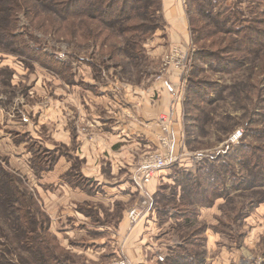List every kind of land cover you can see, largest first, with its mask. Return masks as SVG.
<instances>
[{
	"label": "rangeland",
	"instance_id": "374dc122",
	"mask_svg": "<svg viewBox=\"0 0 264 264\" xmlns=\"http://www.w3.org/2000/svg\"><path fill=\"white\" fill-rule=\"evenodd\" d=\"M33 1L34 7L37 6L35 11L25 9L20 13L16 32L25 33V36L12 39L13 44L6 45L7 48L0 45V115L3 114L0 127L10 131L15 127L14 122L20 123V128L29 123L36 113V109L33 111L36 98L30 96V90L40 79L46 82L49 96L57 102L59 93H63L58 90L62 86L58 83L63 80L60 76H63L65 64L73 67L77 80L82 79L88 85L97 83L100 97L108 96L106 84L114 77V80L125 77L131 82L142 80L148 91L153 90L159 79L164 78L166 84L173 79L174 86L169 92L173 102L178 103L171 121L178 163L156 174L154 194L158 202L155 203L151 194V210H155L158 225L163 227H153L150 239L145 240L146 246L155 243V249L146 261L132 262L174 264V258L179 256L176 264H264V186L243 184L239 188L228 179V188L223 192H211L206 198L191 196L187 188V183L195 182L193 178L199 175L202 162L223 150L236 151L238 148L241 151L253 145L262 148L264 153V52L246 56L245 64L241 65L238 60L244 55L237 41L244 35L239 30L246 19L257 20L264 30V0H181L192 21V39L173 45H163V40L160 41L165 49L168 48L161 55H154L151 47L164 33L162 8L157 12L158 21L134 18L125 22V31L105 32L113 35L106 39V34L91 35V24H99L84 20L79 13L85 10L83 7L88 2L96 0H80L68 10L76 12V18L67 14L64 18L50 5ZM229 16H233V23H228L227 27L234 33H226L227 29L220 32L214 22H224ZM82 20L87 24L82 26ZM151 27L154 28L150 30ZM256 35L264 36V33ZM125 49L132 52L130 58ZM135 54L137 58L133 57ZM227 59L233 61L230 69H225ZM77 87L87 100V89L79 85L70 86L69 94L80 91ZM115 90L114 104L120 105L122 96L118 88ZM150 97L158 99L156 95L150 94ZM110 98L111 94L106 99ZM47 99L40 101L45 110L49 105ZM44 109H39L41 114ZM85 109L84 122L87 123L92 115L89 107ZM103 111L102 117H111L107 108ZM126 112L135 113L129 107ZM159 114L158 121L169 113ZM107 121L115 123L113 119ZM56 124L50 127L55 129ZM239 129L243 130L242 136L231 141L230 136ZM47 130L40 128L42 132ZM160 134L161 131L156 136ZM17 140L24 144L20 149L11 148L9 139L2 140L6 143L0 146V166L7 172L0 177L3 179L0 190V254L3 257L0 263L29 264L25 263L29 260L32 264L41 259V255L23 250L15 242L21 237L14 227L20 225L7 217L12 210L17 212L15 207L12 210L9 207L15 196L10 193L13 186L5 178L7 174L12 176L15 185L19 183L34 197L37 212L45 213L42 219L45 218L49 227L46 233L39 232V238H45L42 247L47 257L54 255L64 264H111L116 259L126 258L115 254L117 218L123 209L127 208L128 214L130 208L140 203V196L131 197L127 205L123 200L113 203L107 187L87 182L74 172L68 178L71 182H77L89 195L98 192L96 198L76 200L74 194L57 191L56 184L43 180L61 151L45 149L27 133ZM148 143L149 152L160 149L158 140L156 145ZM243 151L238 152L241 159L250 154L248 150ZM35 155L37 158L33 159ZM34 165L41 170L36 171ZM238 170L239 175L249 173L241 166ZM257 171L264 178V171ZM188 173L193 174L186 175ZM85 185L88 188L83 187ZM43 191L57 192L55 198L48 194L44 199ZM112 206L117 214L110 211ZM23 211H27L25 207ZM21 224V227L29 225L24 221ZM5 249L11 252L6 253Z\"/></svg>",
	"mask_w": 264,
	"mask_h": 264
},
{
	"label": "crops",
	"instance_id": "0c3cea01",
	"mask_svg": "<svg viewBox=\"0 0 264 264\" xmlns=\"http://www.w3.org/2000/svg\"><path fill=\"white\" fill-rule=\"evenodd\" d=\"M185 8L186 6L182 4L181 0H162L165 29L162 37L156 40L158 42L151 47L154 55H161L168 50L163 46L164 43L173 45L186 43L190 38L192 39L191 22ZM160 41L163 45L159 43ZM61 77L63 80L58 84L62 86L58 90L63 93H59L57 102L49 96L50 91L46 89V82L41 79L35 82L30 90V96L36 98V104L33 106V111L36 109L35 115H32V119L27 125L23 124V128H20L21 124L16 122L13 124L15 127H12L10 131L0 127V146H3V142L6 143L2 140L9 139L11 148L20 149L24 144H21L17 139L27 133L32 135L35 141L44 145L45 149L60 150L61 153L56 164L42 178L51 184H56L57 191L61 189L60 191L62 193L65 191L67 195L74 194L77 196L76 200L96 198L98 192L96 195H89L82 186L66 179V176L74 170H79L95 185L107 187L109 198L114 200L113 203L116 200H123L127 201L125 204L127 205L128 200L136 194L141 198L142 194L134 175L141 159L150 150L146 143H155L156 145L157 140L159 141L156 134L161 129L157 115L165 111L172 113L174 117V110L178 103L175 100L173 102V96L169 92L170 87L174 86V80L171 79V84H166L167 81H164V78L159 79L154 83L153 90L148 91L142 80L131 82L125 77H118L116 80L114 77L106 84L108 96L100 97L97 83L88 85L83 83L82 79L77 80L76 75H74L75 80L73 81L64 76ZM47 82H49V77ZM74 85L87 89V100H84V95L79 87H77L79 88L77 90H80L77 91L78 93L72 91L73 94H69L70 86ZM116 88L119 89V94L122 96V99L119 100L120 105L114 104V98L117 95ZM110 94L112 98L106 99ZM150 94L158 96V99H151ZM42 98H48L45 100L46 103H49L46 110L41 107ZM100 105H102V109H100ZM88 107L92 116L85 123V108ZM128 107L135 111L133 115L126 112ZM40 108L44 109L42 114ZM103 108H107L111 117L101 116L104 112ZM112 111H114L113 115H111ZM2 115H0L1 123L3 122ZM110 119L115 120V123L107 121ZM54 122H57L56 125H58L55 129L50 127ZM3 127L7 128V126ZM40 128L48 130L42 132ZM173 132L175 134L174 129ZM24 156H28V154ZM157 176L155 175L148 185V190L152 195L157 189ZM78 186L79 188H77ZM56 192L43 191L41 194L44 199L49 197L48 194L55 198ZM110 211L117 214V209L115 211L113 206ZM151 211L152 213H150ZM121 212L119 217L117 215L119 221L116 225L118 227L116 257H126L131 261H146L150 252L155 249V243H149L146 246L147 241L145 242V240H148L152 234L153 227H163L161 224L158 225L155 210L150 209L135 225H131L129 222L127 208ZM129 227L132 230L129 231Z\"/></svg>",
	"mask_w": 264,
	"mask_h": 264
},
{
	"label": "trees",
	"instance_id": "16d2710c",
	"mask_svg": "<svg viewBox=\"0 0 264 264\" xmlns=\"http://www.w3.org/2000/svg\"><path fill=\"white\" fill-rule=\"evenodd\" d=\"M37 1L45 5H50V7L56 10L57 13L60 16L62 15V17L64 18V14H67L68 16H74L76 18L75 14L77 13L71 11L68 12V10L73 8L80 0ZM36 7L37 6L34 7L33 0H0V45L2 47L7 48L6 45L13 44L12 39L17 40L18 38L25 36V33L16 32L20 20V13L25 9H34L35 11ZM161 8L162 0H96L95 2H88V4L83 7V9L85 10L79 13H81V16H84V18L82 17L84 20L86 18L92 22L99 24L98 26L91 24L92 27L89 32L91 35L95 37H101L103 34H106V36L104 37L107 39L108 37L113 35L109 36V34L105 32L112 33L116 29H118V31H125L127 29V25L125 22L133 20L134 18H139L140 20L143 19L149 22L158 21L157 12H159ZM209 16H214V14H209ZM232 18L233 16H229V20H226L224 22H214L216 28L220 32H222V29H227L226 33H234L232 32V30H230L229 27H227L228 23H233ZM84 20H82V26L87 24V21ZM245 22V24L240 25L239 30L240 34L244 35L242 38L237 40L241 47V49L239 50L244 55L242 60H238L241 65L245 64L246 56L250 57L252 56V54L264 52V36L256 35H262V33H264V30H261L262 25L257 24L259 22L253 18L246 19ZM152 28L154 27H151L150 30H152ZM197 41L198 38L196 39V42ZM26 45L27 44L25 43V47ZM125 50L130 58L132 52L128 51L127 49ZM133 57L137 58V55L135 54ZM232 62L233 61L231 59H227L225 69H230ZM62 68L64 69L62 70V75L64 77H66L70 81L75 80V73L74 70L71 69L73 68L71 65L65 64L62 66ZM240 144H238L237 146H239ZM246 150H248L250 154L245 156L244 159H241L238 156V152H246ZM233 151H230V149L229 151L223 150L218 155L212 156L211 158L208 157L205 161L202 162V165L198 169V172H200L199 175H196L193 178L195 182L187 183V188L190 189L189 193L191 196L198 198L205 196L204 198H206L211 192H223L226 188H228V184L226 183L228 179L232 180L235 186H239V188L243 184L249 187L264 186L262 185V183L264 182V178H262L257 171L258 169L264 171L263 149H258L253 145H250V147H246L241 151L238 148H236V151ZM36 158L37 157L35 155L33 159ZM238 166H241L243 168V171L246 170L249 173L246 175H239L240 173H238ZM34 167L38 172L41 170V168L36 165H34ZM4 171V168L0 166L1 178L4 175ZM74 172L75 175L81 176L87 182H91L79 170H74L69 173L66 176V179L70 178ZM5 173L7 172L5 171ZM190 174L193 173H188L186 175ZM5 178L10 180L11 187L13 186L10 193L12 192L15 196V198L11 200L9 207H11V210L14 207V209L17 210V212L13 210V212H9L8 214L10 216L7 217L13 218L20 225L18 227H14V231H16L21 237V239H15V242L20 246L21 249L30 250L33 253L41 255V259H38L32 264H64L54 255H52V257H47V255L43 251L44 247L42 246L46 241L45 238L40 240L39 232L42 231L46 233V227H49V224L46 225L45 223V218L42 219V216L45 215L44 211H42V213H40L39 211L37 212V209L34 207H37L34 197L30 195L27 189L19 183L15 185L11 175L7 174ZM199 178L201 183L199 182ZM188 181H190V179H187V182ZM2 183L3 179H0V190ZM72 183H76L78 185L77 182ZM83 187L87 186L85 185ZM153 196L155 203H157V197L154 193ZM24 200H26V202ZM19 202L20 205H18ZM24 207L27 210L26 212L23 211ZM159 211L160 213H162L161 210ZM25 216H27L28 219ZM23 221L29 224L28 227H21V223ZM37 227H39V229H37ZM35 245L37 246L36 249ZM37 249H40L42 253ZM5 250L6 253L11 252L10 249ZM0 257H3V255L0 254ZM180 258L181 257L179 256L177 258H174V264L178 263ZM25 263L31 264V261L28 260L25 261Z\"/></svg>",
	"mask_w": 264,
	"mask_h": 264
},
{
	"label": "built area",
	"instance_id": "2783aa9c",
	"mask_svg": "<svg viewBox=\"0 0 264 264\" xmlns=\"http://www.w3.org/2000/svg\"><path fill=\"white\" fill-rule=\"evenodd\" d=\"M173 114L163 115L158 121L161 128V134L158 136L161 142L160 149L154 152H148L139 163L134 179L141 191L140 203L128 210V218L131 225L137 224L146 213L152 208L151 193L148 185L155 175L166 168L178 163V152L174 145V132L171 121ZM243 134V130L235 131L231 136V141L238 140ZM111 264H137L127 258L116 259Z\"/></svg>",
	"mask_w": 264,
	"mask_h": 264
}]
</instances>
